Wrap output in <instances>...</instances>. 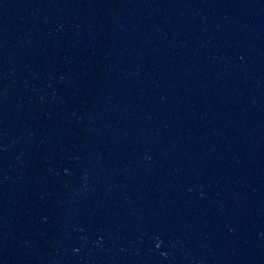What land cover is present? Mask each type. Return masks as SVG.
Returning <instances> with one entry per match:
<instances>
[{
	"label": "water",
	"instance_id": "obj_1",
	"mask_svg": "<svg viewBox=\"0 0 264 264\" xmlns=\"http://www.w3.org/2000/svg\"><path fill=\"white\" fill-rule=\"evenodd\" d=\"M0 264H264V0H0Z\"/></svg>",
	"mask_w": 264,
	"mask_h": 264
}]
</instances>
